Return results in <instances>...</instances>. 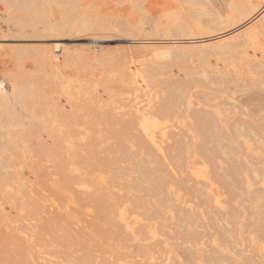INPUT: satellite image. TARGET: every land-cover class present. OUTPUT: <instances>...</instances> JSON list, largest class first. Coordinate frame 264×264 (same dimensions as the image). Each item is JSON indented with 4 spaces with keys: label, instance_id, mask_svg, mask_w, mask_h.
Wrapping results in <instances>:
<instances>
[{
    "label": "bare ground",
    "instance_id": "bare-ground-1",
    "mask_svg": "<svg viewBox=\"0 0 264 264\" xmlns=\"http://www.w3.org/2000/svg\"><path fill=\"white\" fill-rule=\"evenodd\" d=\"M88 1L0 0V24L14 6L19 33L115 31ZM207 1L154 5L155 38L232 33L199 58L173 54L200 67L177 75L161 63L172 52L7 46L24 54L0 60L39 68L0 72V264H264V0H227L223 14ZM121 2L143 16L149 3ZM145 21L123 30L144 38Z\"/></svg>",
    "mask_w": 264,
    "mask_h": 264
},
{
    "label": "rangeland",
    "instance_id": "rangeland-1",
    "mask_svg": "<svg viewBox=\"0 0 264 264\" xmlns=\"http://www.w3.org/2000/svg\"><path fill=\"white\" fill-rule=\"evenodd\" d=\"M149 1V3L147 2L144 6H146V7H144V10H146L145 12L147 13V15H146V13H145V15L144 16H146V17H144L143 16V13H141L142 15H139L138 13L137 14H135V10H133V8L132 7H130V5H126V4H122V2H121V0H89L88 2H90L92 5H94V6H97V7H99L98 9H99V12H100V14H101V17H102V19H104V18H106L105 19V21H106V23H107V21H108V23L107 24H109V25H113L114 27L116 26V30L115 31H112V32H106V33H99L98 35H92L91 33H89V32H84V31H80V30H68V29H65V30H59V31H55V32H35V33H31V32H28V33H19V32H17L15 29H13L12 27V23L11 22H18V21H20L21 20V17H24L25 15V18L24 19H22V20H25V19H27V14H23L24 16H21L22 15V13L24 12V11H21V10H17L16 9V7L14 8V6H12V4H11V8H10V12H12V13H10V14H6L5 12V9H4V7H3V11H5L3 14H4V16L5 17H3V19H1V20H4V22L5 23H3V21H1L2 22V24H0V45H4V46H11V44H12V46L13 45H22V47H27L28 45V47H30V49H32L33 47H39L40 45H43V43H45V42H43V40H42V38H45V39H51L50 41H48V43L51 45V47H56L55 49H57V50H59V51H61V52H64V53H67V54H73L74 52H80L81 50H83V49H89V48H92V47H97V49L99 50V52L98 53H105L106 55H118V57L119 56H138V57H145V56H149L150 58H152V56H153V58L155 57V55H161V53L163 54V55H167L166 53H171L172 52V55L171 54H169V55H171V57L169 56V58L171 59V61H170V59L169 60H163L161 63L167 68L168 67V70H169V72H172V74H179V73H181L183 70H184V68L186 67L185 66V64L184 63H182V61H179V60H177V59H174L175 57V55H176V58L179 56V55H182L184 52V54L183 55H190L189 53H190V51H191V53H196V54H198V58L200 57L199 56V54L203 51L204 53H206V52H209V50L208 51H205V50H207L208 49V47H207V49H204L205 48V46H204V48L203 49H201L202 51H200L199 49L201 48L200 46H203V44L204 45H208L209 46V49H210V51L212 50L211 48H212V44L213 43H215L217 40L216 39H218V41H221V38H220V36L221 37H223V38H227V37H229V36H227L226 37V35H229V34H231L232 35V33L229 31V32H226L225 34L223 33V34H219V33H217L216 35L214 34H212V33H210V31L208 32V33H210L209 34V36H208V34H207V38H203V39H199V40H185V39H180V38H174V37H172V38H166L165 39V36L163 37V36H156V38L153 36V35H151L150 34V24H152V21L153 20H158L159 19V17L161 16V15H163L161 12H159V11H157L156 9H154V5L157 3V1H159V0H148ZM205 1V0H204ZM207 2H208V5H207ZM207 2H204V3H206V6L207 7H209V8H214V11H215V9L217 10V11H221L220 13H225V11H226V3H227V0H208ZM213 2V3H212ZM120 3V4H119ZM212 6V7H210V5ZM226 4V5H225ZM205 5V4H204ZM183 7V6H182ZM187 7V6H186ZM186 7H183V8H186ZM225 7V8H224ZM15 10H14V9ZM188 8L189 7H187L186 9H184L185 10V12L187 13V14H189V10H188ZM132 9V10H131ZM13 10V11H12ZM20 11V12H19ZM52 11H53V14H54V17H55V19L58 21V22H61L60 21V19H61V12H62V10L60 9V8H56V6H54L53 8H52ZM147 11H150L151 13L149 14V12H147ZM14 12V13H13ZM131 12H133V13H131ZM19 13H21V14H19ZM132 14V16H130L131 14ZM14 14H16V16H17V14L19 15V16H21L20 17V19L19 18H17V17H15V16H13ZM114 14H116V16L114 15ZM134 14H135V16H137V17H135L134 16ZM9 16V18H11L12 16H13V18L12 19H9V18H7L8 16ZM10 15H12L11 17H10ZM113 15V16H112ZM139 15V16H138ZM150 15V16H149ZM7 16V17H6ZM18 16V17H19ZM127 16V17H126ZM129 16H130V19H129ZM143 18H145V20L147 21V20H149V21H145L148 25H146V26H148V29L149 30H147L146 31V33H148V34H145V32H144V38H143V33L141 34V33H137V32H135V33H137V35H139V36H137L135 33H132V34H130V33H128V32H126V31H124V30H126L125 28H124V24L127 22V21H129L130 20V22H134L135 23V21L137 22L138 20H140V19H143ZM148 16V17H147ZM153 16V17H152ZM156 17H158L157 19H156ZM134 18H137V20L136 19H134ZM151 18V19H150ZM152 18H153V20H152ZM260 18V17H259ZM258 18V19H259ZM16 19H18V20H16ZM16 20V21H15ZM134 20V21H133ZM257 20V19H256ZM121 21V22H120ZM150 22V23H149ZM9 23V24H8ZM119 23V24H118ZM123 24V25H122ZM117 25H119V26H117ZM120 25H121V28H119L120 27ZM2 26V27H1ZM10 26H12V27H10ZM146 26H145V28H146ZM9 28V29H8ZM121 29L123 30V31H121ZM9 31V32H8ZM212 31V30H211ZM14 33V34H13ZM19 33V34H18ZM30 33V34H29ZM128 33V34H127ZM229 33V34H228ZM2 34H4V35H2ZM16 34V35H15ZM29 34V35H28ZM212 34V35H211ZM132 35V36H131ZM150 35V36H149ZM223 35V36H222ZM28 36V37H27ZM130 36V37H129ZM141 36V37H140ZM146 36H147V38L148 39H146ZM216 36V37H215ZM42 37V38H41ZM135 37H137V38H135ZM150 37V38H149ZM151 37H153V38H151ZM211 37V38H210ZM21 38V39H20ZM139 38V39H138ZM163 38V39H162ZM219 38H220V40H219ZM5 39V40H4ZM7 39V40H6ZM16 39V40H15ZM26 39V40H25ZM30 39V40H29ZM38 39V40H37ZM209 39V40H208ZM39 40H42L41 42L39 41ZM147 40V41H146ZM150 40V41H149ZM223 40V39H222ZM16 41V42H15ZM180 41V42H179ZM188 41V42H187ZM193 41V42H192ZM195 41V42H194ZM197 41V42H196ZM213 41H215V42H212ZM217 41V42H218ZM14 42V43H13ZM24 42V43H23ZM32 42V43H31ZM36 42V43H35ZM39 42V43H38ZM174 42V43H173ZM192 42V43H191ZM205 42V43H204ZM207 42L210 44H207ZM42 43V44H41ZM167 45H166V44ZM172 45H170V44ZM176 43V44H175ZM180 43H182V46H180ZM198 44V45H196V44ZM200 43V44H199ZM201 43H203V44H201ZM27 45V46H24V45ZM40 44V45H39ZM175 45V47H174V45ZM178 44H179V46L180 47H185V46H189V47H194L193 49H189V48H187V47H185L184 49L182 48V49H180L179 48V46H178ZM194 44H195V46H194ZM35 45V46H34ZM169 45V46H168ZM185 45V46H184ZM193 45V46H192ZM33 46V47H32ZM135 46V47H134ZM153 46H155V47H153ZM156 46H158V47H156ZM163 46H165L166 47V49H167V46H168V50H169V48H171V50H166V49H164V48H161V47ZM32 47V48H31ZM129 47V48H128ZM133 47V48H132ZM141 47V48H140ZM174 47V48H173ZM176 47H178V48H176ZM198 47V49L197 50H195V48H197ZM200 47V48H199ZM126 48H128V49H126ZM187 48V49H186ZM34 49V48H33ZM132 49V50H131ZM135 51H134V50ZM158 49H160V50H158ZM163 49V50H162ZM177 50V51H175V50ZM180 49V50H179ZM189 49V50H188ZM19 49H17V51H15L14 53H16V55H19V54H24L22 51V53H20V51H18ZM125 50V51H124ZM189 52H188V51ZM195 50V51H194ZM11 48H6L5 50H0V58H2L5 54H6V52H7V54H8V52H9V55H14V53H11ZM31 51V50H30ZM159 51V52H158ZM180 51H182V52H180ZM194 51V52H193ZM13 52V51H12ZM156 52V53H155ZM174 52V53H173ZM176 52V53H175ZM186 52H187V54H186ZM202 52V53H203ZM33 53V51H31V52H28V54H30V55H33L32 54ZM125 53H126V55H125ZM128 53V54H127ZM129 53H131V54H129ZM137 53V54H136ZM180 53V54H179ZM25 54H27V52L25 53ZM27 54V55H28ZM96 54H97V52H96ZM124 54V55H123ZM154 54V55H153ZM173 54H175V55H173ZM194 55L195 57H197V55ZM16 55H14V56H16ZM59 54H57V57L58 58H60V56H58ZM151 55V56H150ZM159 55V56H160ZM191 55H193V54H191ZM2 56V57H1ZM203 56V55H202ZM201 56V57H202ZM173 57V58H172ZM205 57H207V56H205ZM204 56L202 57V58H200L201 59V61H203L204 59ZM7 61L8 60H12V59H10V58H5ZM4 59V61H2L3 59H1L0 61H1V63L3 64V63H5V60ZM200 59H195V63H200V62H198V60L200 61ZM28 60V61H27ZM174 60H176V61H174ZM6 61V66L5 65H3L2 66V64L0 63V72H2L3 70L5 71H3L4 73H6V74H10V73H13L12 72V69L13 68H16V70L17 71H22L23 72V70H21V69H23V68H25L24 66L26 65L27 66V70H25L24 69V73L23 74H27L28 73V71L30 72H33L34 73V69L37 71V69L39 68V67H36V66H33V65H36L35 63H33L32 62V60H31V62H32V65H31V63H29L30 62V60L29 59H26L24 62H22V64H21V68H20V70H18V66H16V64H15V66L14 67H12L13 66V61L12 62H7ZM207 61V60H206ZM26 62V63H25ZM29 63V67H28V63ZM166 62V63H165ZM210 62H212V59H211V61L209 60V63ZM8 63V64H7ZM9 63H11V64H9ZM25 63V64H24ZM171 63V64H170ZM173 63V64H172ZM166 64V65H165ZM211 65H212V63H210ZM12 65V66H11ZM23 65V66H22ZM171 65V66H170ZM173 66V67H172ZM169 67H171V69H169ZM175 67V68H174ZM28 68H29V70H28ZM187 69H190V70H192L193 68H194V70H199V66L197 65V67L195 66V67H186ZM2 70V71H1ZM41 70V68L39 69V71ZM16 71V72H17ZM35 71V75L33 74V73H30V74H28L29 76H33L34 75V78L37 80V77H36V75L38 74V73H40V72H36ZM176 71V72H175ZM2 72V73H3ZM22 72H17V73H19V74H22ZM1 73V74H2ZM42 74V73H41ZM41 74H38V75H41ZM1 76V75H0ZM39 77V76H38ZM39 80V79H38ZM37 80V81H38ZM37 113H41L40 111H36ZM34 178H32L31 180L34 182V180H33ZM36 183H38L36 180H35V182L33 183L34 185H36L35 187H37V184ZM41 186L43 187L44 186V184H41ZM35 187H34V190H36L37 192H38V190H40L39 191V193H43L42 192V190H44V189H46V191H48V189H47V186H44V187H46V188H44V189H42L41 190V188L40 189H38V188H36L35 189ZM38 187H40L39 186V184H38ZM36 191H34V193H35V195H36V197L38 198V197H40V198H42V196L45 194H43V195H41V194H38V193H36ZM49 192V191H48ZM51 192V191H50ZM49 192V195L51 194ZM48 194V193H47ZM40 195V196H39ZM44 196H46V194L44 195ZM48 196V195H47ZM43 199V198H42ZM41 207H43L42 209H44L45 207H44V205H42ZM48 208V207H47ZM45 209V214H43L44 213V210L42 211L43 213V215H45V216H41V218H43V217H45L44 219H47L46 217H48V218H50L51 219V216H54L53 214H50V213H48V212H50L49 210L50 209ZM2 209V208H1ZM3 210V209H2ZM2 210H0L1 212H2ZM48 210V212H46ZM4 212V211H3ZM6 212H4V216L6 215L5 214ZM46 213H48V214H46ZM2 214V213H1ZM8 215H6V217L8 216V218L7 219H11V218H13V216L15 217H17V215H13L14 213H12L10 216H11V218H10V216H9V214H10V212L9 213H7ZM16 214V213H15ZM3 215V214H2ZM13 215V216H12ZM47 215H51L50 217L49 216H47ZM16 217L15 218H13L12 220H14V219H16ZM55 217V216H54ZM54 217H52V219L51 220H53L54 219ZM43 219V220H44ZM82 225V224H81ZM83 225H84V223H83ZM72 226H74V227H72ZM71 228L72 229H74V230H80V227H76L77 229H75V225H71ZM19 238H21V237H19ZM21 240H18V242H20Z\"/></svg>",
    "mask_w": 264,
    "mask_h": 264
}]
</instances>
